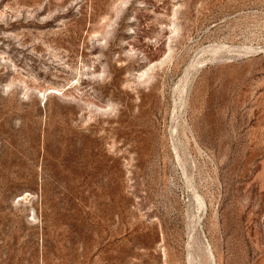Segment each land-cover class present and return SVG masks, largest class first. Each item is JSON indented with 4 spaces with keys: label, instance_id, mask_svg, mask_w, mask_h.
<instances>
[{
    "label": "rangeland",
    "instance_id": "1",
    "mask_svg": "<svg viewBox=\"0 0 264 264\" xmlns=\"http://www.w3.org/2000/svg\"><path fill=\"white\" fill-rule=\"evenodd\" d=\"M0 264H264V0H0Z\"/></svg>",
    "mask_w": 264,
    "mask_h": 264
}]
</instances>
